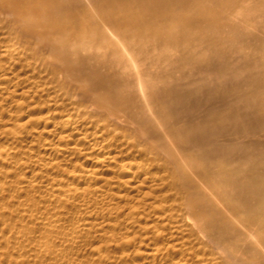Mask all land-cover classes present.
<instances>
[{
	"label": "bare ground",
	"instance_id": "6f19581e",
	"mask_svg": "<svg viewBox=\"0 0 264 264\" xmlns=\"http://www.w3.org/2000/svg\"><path fill=\"white\" fill-rule=\"evenodd\" d=\"M0 264H264V0H0Z\"/></svg>",
	"mask_w": 264,
	"mask_h": 264
}]
</instances>
